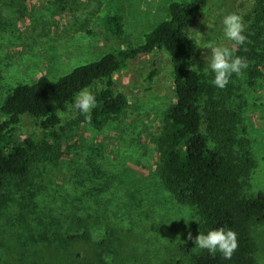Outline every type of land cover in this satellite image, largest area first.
<instances>
[{"label":"rangeland","instance_id":"1","mask_svg":"<svg viewBox=\"0 0 264 264\" xmlns=\"http://www.w3.org/2000/svg\"><path fill=\"white\" fill-rule=\"evenodd\" d=\"M172 1L187 0H0V103L17 84L41 75L56 80L106 52L142 43L168 18ZM253 4L209 0L193 26L202 35L191 30L194 66L208 81L214 74L205 71L210 49L204 45L232 47L222 17L235 12L247 29ZM109 17L119 18V35L108 28ZM113 80L127 105L98 128L69 109L53 142L38 118L21 117L14 139L32 137L37 145L28 176L0 187V264H191L200 250L187 241L189 231L194 238L201 233L195 209L178 203L156 174L157 132L174 101L170 58L154 51L130 61ZM229 83L233 94L226 96L240 106L239 131L255 159L244 190L264 192V67L249 63ZM249 228L255 264H264V224Z\"/></svg>","mask_w":264,"mask_h":264},{"label":"trees","instance_id":"2","mask_svg":"<svg viewBox=\"0 0 264 264\" xmlns=\"http://www.w3.org/2000/svg\"><path fill=\"white\" fill-rule=\"evenodd\" d=\"M208 5L209 0L172 1L168 18L146 32L142 43L106 52L56 80L41 75L32 83L14 86L0 103V114L5 117L0 122V187L7 179H24L29 173L37 143L32 137L14 139L22 116L38 118L37 126L56 142L61 123L58 112H67L81 89L102 81L103 87L94 92L97 106L91 122L74 110L80 121L98 128L127 105L126 96L114 89V73L130 61L163 51L171 62L174 101L157 132L156 174L178 203L195 209L202 234L223 226L238 238L231 259L200 249L192 254L191 264H255L249 227L264 224V192L247 194L244 190L255 159L249 141L239 131L241 109L229 101L233 94L230 83L220 89L194 66L198 47L191 29ZM118 20L109 17L106 22L116 35L121 33ZM245 21L244 34L250 43L239 46L233 55L264 67V0H254ZM153 76L154 71L148 80Z\"/></svg>","mask_w":264,"mask_h":264},{"label":"clouds","instance_id":"3","mask_svg":"<svg viewBox=\"0 0 264 264\" xmlns=\"http://www.w3.org/2000/svg\"><path fill=\"white\" fill-rule=\"evenodd\" d=\"M224 37L232 42V47L217 46L214 43H206L205 48L210 49V55L207 60V68L205 71L211 70L214 74L213 85L223 89L235 74L241 76L249 66L247 57L234 56L233 48L250 43L248 36L245 35L246 25L243 17L235 12L229 13L222 17ZM192 30V29H191ZM197 35L202 36L199 32L192 30ZM245 51L247 49L245 48ZM97 106L96 96L85 87L75 94L73 102L69 105L71 110H78L84 115L86 122H91V112ZM64 112H58V116L63 117ZM186 222V221H185ZM187 224V222H186ZM187 241H192L196 248L206 250L210 254L215 255L217 252L222 254L224 259H231L234 252L238 248L237 234L223 226L210 230L207 234L199 233L195 238L191 231L187 234Z\"/></svg>","mask_w":264,"mask_h":264}]
</instances>
